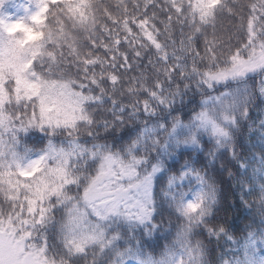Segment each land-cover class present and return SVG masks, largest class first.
Wrapping results in <instances>:
<instances>
[{
  "label": "trees",
  "instance_id": "1",
  "mask_svg": "<svg viewBox=\"0 0 264 264\" xmlns=\"http://www.w3.org/2000/svg\"><path fill=\"white\" fill-rule=\"evenodd\" d=\"M28 2L7 0L6 7L0 9L5 18L0 32L14 45L11 57L0 60V129H5L0 157L13 148L8 142L10 129L24 124L31 128L34 121L38 127L53 129L57 146L64 148L71 146L59 129H70L73 139L86 141L94 123L91 130L98 133L97 142L115 152H126L129 135L138 139L142 150L152 149L157 142L171 145L177 151L168 156V165L178 161L179 165L203 168L209 177V191L217 201L215 207L233 206L226 215L220 212L210 226L217 229L219 240L210 239L207 233H193L189 241L191 229L172 204L173 193L165 177L157 189L155 223L159 230L149 237V227L143 224L125 220L110 224V231L116 229L126 237V243L113 253L111 264L121 259L134 264L141 258L145 264H160L181 249H187L196 264H264V252L255 250L256 241L264 238V146L260 144L264 139V100L258 91L264 88V80L258 78L246 85L249 94L256 96L255 107L252 119L240 123L238 159L231 165L221 167L231 141L214 139L205 132L199 137V145L193 146L191 139L196 133L190 132L191 116L202 109L219 126L225 113L213 98L243 87L232 83L210 91L201 86V75L214 66H223L245 41L246 6L253 0H39L43 6L34 18L27 11ZM38 19L44 23L38 24ZM15 24H22L40 38L28 42L24 32L12 34ZM251 27L249 24V31ZM233 59L236 64L243 61ZM173 98L180 110L168 115V131L157 136L164 121L144 113L162 117L164 113L159 112L155 101L167 107ZM239 103L243 106L245 98ZM179 125L183 131L173 137L171 131ZM248 129L254 130L251 140ZM45 146L38 131L21 133L14 155L35 160ZM12 161L9 155L7 163ZM241 161L246 167H240ZM23 162L26 165L28 160ZM36 175L34 171L25 179ZM47 183H43L44 188ZM248 185L254 189L251 195ZM26 188L28 185L13 172L0 173V212L10 209L9 201L22 203L27 199L22 198ZM245 201L251 207H246ZM215 214V208L209 210L210 219ZM221 229L229 235L221 236ZM49 237L54 264H68L57 227L49 229ZM232 237L235 242L229 244ZM137 240L142 249L135 247ZM128 245L132 255H128ZM94 260L103 264L93 251L87 258L74 257L72 264H93Z\"/></svg>",
  "mask_w": 264,
  "mask_h": 264
},
{
  "label": "snow or ice",
  "instance_id": "2",
  "mask_svg": "<svg viewBox=\"0 0 264 264\" xmlns=\"http://www.w3.org/2000/svg\"><path fill=\"white\" fill-rule=\"evenodd\" d=\"M6 4L7 0H0V9L6 7ZM42 6L39 0L35 3L29 0L27 11L34 18ZM246 7L248 16L244 24L245 41L230 53L223 66H214L201 75V86L210 91H215L218 84L236 83L243 87L223 92L213 98V102L225 113L219 126L205 116L203 109L191 116L190 132L196 133L191 139L193 146L199 145V137L205 132H210L214 139L231 141L222 168L238 159L236 138L241 136L240 123L242 120L252 119L256 96L249 94L246 85L258 78L264 80V63L259 59L264 56V0H253V3ZM4 19L3 11H0V24ZM249 24L252 26L251 31L248 30ZM13 47L3 32H0V60L9 59ZM233 57H238L246 63L236 64ZM258 91L260 98L264 100V88ZM241 97L245 98L243 106L239 103ZM155 103L159 112L164 115L157 117L154 112H145L144 115L164 121L156 133L158 136L160 132L168 131V115L180 109L176 107L175 98L167 102V107L159 100ZM115 123L113 121V124ZM119 123L123 124V121ZM93 126H96L95 123ZM93 126L89 128L86 141L73 139L70 129H59L58 131L67 137L65 143L70 145V148L57 146L54 136L51 135L53 129L46 126L33 125L29 128L24 124L19 128L10 129L8 142L13 148L5 151L0 157V164H3L0 173L13 172L28 188L22 193V198L27 199H23L22 203L9 201L10 209L0 212V264H54V258L50 256L54 248L49 237L51 227H57V235L68 264H72L74 257L87 258L90 251L98 255L103 264H111L113 253L126 243V237L116 229L110 231V224L118 220L140 223L149 227V237L159 230V225L155 223L159 209L157 189L165 177L168 179L169 190L173 193L172 204L191 229L188 232L189 241L193 233H207L210 239L219 240L217 229L210 226L217 221L220 212L226 215L233 206L215 207L217 201L209 191V177L203 168L198 169L188 163L179 165L178 161L168 165V156H172L177 148H172L171 145L161 146L157 142L152 149L142 150L138 139L133 140L131 135L127 137L129 144L126 152H115L107 145L97 142L98 133L91 130ZM103 126L107 130L108 122H103ZM33 130L38 131L46 141V146L36 154L38 158L21 159L14 155L21 133L28 134ZM131 131L133 130L129 129V132ZM182 131V125L174 126L171 135L179 136ZM253 131L248 129L249 140ZM4 132L5 129H0V143H3ZM261 135L264 136V133ZM260 144L264 146V139L260 140ZM5 148L7 149L6 144ZM184 154L183 151L180 152L181 159ZM9 155L13 156L11 164L7 163ZM23 160H28V163L25 165ZM240 167H246L242 161ZM34 171L37 172L36 176L25 179ZM48 181L51 182L47 183ZM43 183H47L46 188ZM37 188L42 191H36ZM247 190L250 195L254 192L251 185L247 186ZM245 206L251 207L247 201ZM212 208H215L216 214L210 219L208 213ZM197 219L199 223L193 224L192 221ZM220 235L227 237L229 234L221 229ZM234 242V237L228 239L229 244ZM135 247L142 249L139 240L136 241ZM255 250L264 252V238L256 241ZM128 255H132L130 245ZM186 257L187 264H196L187 249H181L176 255L166 256L160 264H185ZM93 264L99 262L94 260ZM118 264L127 262L121 259ZM134 264L145 262L141 258Z\"/></svg>",
  "mask_w": 264,
  "mask_h": 264
},
{
  "label": "clouds",
  "instance_id": "3",
  "mask_svg": "<svg viewBox=\"0 0 264 264\" xmlns=\"http://www.w3.org/2000/svg\"><path fill=\"white\" fill-rule=\"evenodd\" d=\"M37 23L38 24L44 23V21H41L38 19ZM11 32L12 34H15L18 32H24L26 34V40L28 42L35 41L40 38L38 35L34 34L33 31H31L30 29H26L22 24L13 25Z\"/></svg>",
  "mask_w": 264,
  "mask_h": 264
},
{
  "label": "rangeland",
  "instance_id": "4",
  "mask_svg": "<svg viewBox=\"0 0 264 264\" xmlns=\"http://www.w3.org/2000/svg\"><path fill=\"white\" fill-rule=\"evenodd\" d=\"M260 61L262 62V63H264V56H261L260 58ZM246 62L245 61H240V62H238L237 64H245ZM217 86H224V84H218ZM213 124H216V123H214L211 119H210V117L208 116L207 117ZM31 125L33 126V125H36V123H35V121L34 122H32L31 123ZM217 126V125H216ZM110 202V201H109Z\"/></svg>",
  "mask_w": 264,
  "mask_h": 264
}]
</instances>
